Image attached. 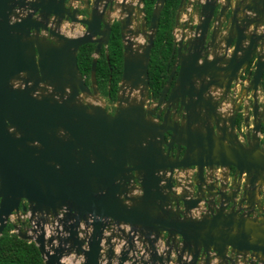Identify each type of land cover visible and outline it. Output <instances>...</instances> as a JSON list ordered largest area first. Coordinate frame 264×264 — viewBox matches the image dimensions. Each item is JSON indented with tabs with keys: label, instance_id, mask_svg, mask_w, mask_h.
I'll return each mask as SVG.
<instances>
[{
	"label": "water",
	"instance_id": "95a60500",
	"mask_svg": "<svg viewBox=\"0 0 264 264\" xmlns=\"http://www.w3.org/2000/svg\"><path fill=\"white\" fill-rule=\"evenodd\" d=\"M164 2L155 0L149 19L142 0L120 4L121 75L109 113L79 99L98 95L96 65L102 48L108 60L112 28L106 7L88 14L87 4L65 0H0V234L13 212L29 223L47 216L55 233L46 239L39 227L34 239L44 264H68L72 252L80 264H101L102 255L107 264H264V0H193L149 105ZM91 43L88 86L77 55ZM252 63L234 102L230 87ZM190 168L186 181L178 171ZM214 168L224 171L206 176ZM107 231L123 239L118 254Z\"/></svg>",
	"mask_w": 264,
	"mask_h": 264
},
{
	"label": "trees",
	"instance_id": "16d2710c",
	"mask_svg": "<svg viewBox=\"0 0 264 264\" xmlns=\"http://www.w3.org/2000/svg\"><path fill=\"white\" fill-rule=\"evenodd\" d=\"M180 0H165L160 16L158 29L154 38L148 68L149 90L157 97L166 79V61L169 57L172 43V29L175 13ZM147 18L151 16L155 0H142ZM91 45L82 46L77 60L83 73L90 72L92 61ZM122 50L120 34L115 25L107 46L108 61L102 54L96 65V80L99 89L114 102L121 75ZM111 67V69L108 67ZM13 225L7 224L0 234V264H44L41 253L33 241L21 239L16 233H11Z\"/></svg>",
	"mask_w": 264,
	"mask_h": 264
},
{
	"label": "flooded vegetation",
	"instance_id": "af4514ba",
	"mask_svg": "<svg viewBox=\"0 0 264 264\" xmlns=\"http://www.w3.org/2000/svg\"><path fill=\"white\" fill-rule=\"evenodd\" d=\"M233 0H231V3H232ZM66 4L67 5H73V6H79V7H85V4H87V13L88 14H91L93 12V8H103L101 7L100 5H103L105 6V13L103 15V18L106 19L107 18V15H109V17H111L110 15L114 14V11L116 9V0H65ZM180 2V1H179ZM191 2V3H190ZM112 6V10H111V13L110 11H108L109 7ZM196 4L193 2V0H185L184 3H182L181 7H180V11L178 12V8H179V4H178V7H177V10H176V13H175V17H176V14L177 12L179 13V19H178V27L175 28V18H174V27L173 29H178V32L181 30V26H186L189 21H186L187 20V17L189 18L188 14L191 12V8H195ZM121 10V8H120ZM109 12V14H107ZM182 14V15H181ZM80 15L81 17H85V9H81L80 10ZM146 15V14H145ZM181 15V16H180ZM184 15V18L182 19V21H180V18ZM118 17H122V16H117V15H113L111 17V32H112V29L114 28V26L116 25L117 28H118V31H119V34H120V24H119V21H118ZM147 18V16H146ZM148 19V18H147ZM118 21V22H117ZM191 23V22H190ZM68 26V24H64V26ZM173 29H172V43H171V49H170V53H169V57L167 58V61H166V79H165V82L163 83V85L166 83L167 81V77H168V74L170 73L172 67H173V64H174V59H173V56H171L172 54V46H173V40L176 39V36L175 33H173ZM69 30V29H67ZM176 33V34H177ZM111 35V33H110ZM87 45H91V49H92V52L94 50V47H95V44H86L84 45L86 48H87ZM104 48H102V51L101 53L99 54V57L103 54L106 58V54L104 53L103 51ZM92 52H91V56H92ZM98 57V58H99ZM106 61L107 58H106ZM109 65V64H108ZM168 66V68H167ZM78 68H79V71L85 81V84L90 86V72L89 74L87 75L86 73H83L81 67H80V64L78 63ZM111 69V67H109ZM253 68V63L252 64H249V66L247 67V69L245 70V72L242 74L241 78L237 79L236 82L233 81L231 87H230V96H231V100H235L238 98V96L240 97L241 96V91H242V88L244 85L247 84V77L249 76V71ZM262 86L260 88V91L259 93L257 94V98H258V103L260 104V107H263V110H264V79L262 80ZM96 84H97V80H96ZM162 85V87H163ZM161 87V88H162ZM97 88H98V96H95L93 94L91 95H87V94H80V102L83 103V104H86L89 103V102H93V103H101L100 100L102 102H104L103 107L109 112V113H113L115 107H116V97H115V101L114 102H111L109 101L107 95H105L104 93H102V91L99 89L98 87V84H97ZM150 91V90H149ZM161 91V89H160ZM159 91V93H160ZM151 93V92H150ZM158 93V95H159ZM157 95V97H158ZM157 97H153L152 94H150L149 96V102L148 104L149 105H152L153 102L157 99ZM88 98H92V100H89ZM248 99H250V96L248 95L247 99L244 100V102L247 103ZM100 104V105H101ZM228 110V107L226 105V109H224V111L222 110L221 112H225ZM237 119L239 122L242 121V114L239 112L238 115H237ZM263 133L260 134V145L263 147L264 149V137L262 135ZM244 141V140H243ZM263 142V144H262ZM224 170L223 169H219V168H214V170H209V169H205V173L207 174L206 176L208 175H211V173H214V174H218L219 173H222ZM180 175H183L182 177H184V179L186 181H193V177H194V173H195V170L194 168H190L188 170H184V171H181V169L178 171ZM231 173V172H230Z\"/></svg>",
	"mask_w": 264,
	"mask_h": 264
},
{
	"label": "rangeland",
	"instance_id": "374dc122",
	"mask_svg": "<svg viewBox=\"0 0 264 264\" xmlns=\"http://www.w3.org/2000/svg\"><path fill=\"white\" fill-rule=\"evenodd\" d=\"M137 1L138 0H116V9H115V11H114V14L113 15H117V16H119V13H120V4H122L123 2L125 3V5L126 6H135L136 4H137ZM125 6V7H126ZM140 7V6H139ZM129 9V8H128ZM112 14L110 15L111 17L113 16ZM103 51H104V53H105V50L103 49ZM108 65V64H107ZM108 67H109V65H108ZM96 96H98V95H96ZM89 100H92V98H88ZM103 101V100H102ZM101 100H100V102L102 103V104H104V102H102ZM89 103H93V102H89ZM100 103V104H101ZM95 104V103H94ZM96 104H99L98 102L96 103ZM101 104V106H103ZM27 216H29L28 214H25V213H23V212H21V211H18V212H13L12 213V215L11 216H9L8 217V224L9 223H11L12 225H13V228L11 229V233H18L19 231H22V232H27L28 234H30L31 236H32V238L31 239H29L28 241H33L34 242V239H35V237L38 235V234H40L41 232H40V229H39V227H43V230H45V235L47 236H45V238L46 239H48V238H50V236L51 235H53V234H49V230H51V228H52V233H55V231H54V228L51 226L52 225V223L51 222H49L48 220H46V221H44L45 219H46V217L47 216H44V215H40V214H38V215H36L32 220H31V222L29 223L27 220ZM44 219V220H43ZM111 226H112V224H110ZM82 228H80V231H81V233H80V237L82 238V239H85L86 238V236H87V233H86V231H87V228H85L84 227V225H82L81 226ZM115 227L117 228V232L116 233H119L120 231V229H122V230H124L125 232L127 231V228L125 227V226H123V225H114L113 227H112V229L111 230H113V229H115ZM31 229H35L36 230V233H32L31 232ZM106 233V232H105ZM116 233H114V232H110V231H107V233L105 234L107 237H109V240H110V242H116L117 241V244L114 246V251H115V247L116 246H119V250H120V247H121V245H122V243H123V241H121V240H123V239H118L117 238V234ZM36 235V236H35ZM85 237V238H84ZM106 237V238H107ZM106 238L105 239H103L102 240V243H104V240L106 241ZM133 238V237H132ZM162 239H158V241H157V243L159 244V245H161V246H163V243H161V242H163V241H161ZM47 242H49V241H47ZM54 243H56L55 242V240H54ZM161 243V244H160ZM134 245H135V247H136V252H135V255H141V256H143L144 255V245H141L139 242H137V241H135L134 242ZM103 247H105V246H103ZM48 248V247H47ZM105 249H106V247H105ZM119 252V251H118ZM137 252H139V253H137ZM116 253V252H115ZM173 253V252H172ZM118 254V253H117ZM129 255H131V254H129ZM43 258V257H42ZM64 260H67V262L66 263H68V264H80V262L82 261V256L81 255H77V254H75L74 252H72L71 254H70V256H68V257H66V258H63V261ZM43 261H44V259H43ZM107 262H108V259L106 258L105 259V257L102 255L101 256V258H100V263L101 264H107ZM127 264H129L130 262L129 261H127L126 262ZM112 264H115V261H113L112 262Z\"/></svg>",
	"mask_w": 264,
	"mask_h": 264
},
{
	"label": "crops",
	"instance_id": "0c3cea01",
	"mask_svg": "<svg viewBox=\"0 0 264 264\" xmlns=\"http://www.w3.org/2000/svg\"><path fill=\"white\" fill-rule=\"evenodd\" d=\"M181 15H182V14H181ZM181 15H180V16H181ZM183 18H184V15L180 18V21H182ZM177 32H178V29H175V28H174V29H173V33L176 34ZM118 251H119V246H116V247H115V252H116V254L118 253ZM124 264H127V263L125 262Z\"/></svg>",
	"mask_w": 264,
	"mask_h": 264
},
{
	"label": "clouds",
	"instance_id": "9594fccd",
	"mask_svg": "<svg viewBox=\"0 0 264 264\" xmlns=\"http://www.w3.org/2000/svg\"><path fill=\"white\" fill-rule=\"evenodd\" d=\"M253 259V258H252Z\"/></svg>",
	"mask_w": 264,
	"mask_h": 264
}]
</instances>
